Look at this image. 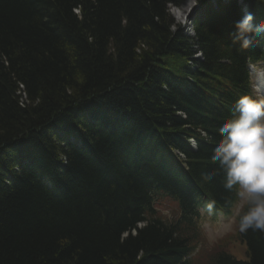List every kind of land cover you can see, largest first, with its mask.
Listing matches in <instances>:
<instances>
[{
	"label": "trees",
	"instance_id": "1",
	"mask_svg": "<svg viewBox=\"0 0 264 264\" xmlns=\"http://www.w3.org/2000/svg\"><path fill=\"white\" fill-rule=\"evenodd\" d=\"M184 1L0 0V264H190L173 237L180 225L149 218L147 188L233 201L211 160L226 120L217 99L247 72L233 42L237 0L194 19L195 36L171 12ZM248 1L264 22V0ZM162 58L178 62L175 76ZM155 127L166 149L193 157L188 179L169 176V158L137 155L158 149ZM84 130L83 147L71 145ZM240 236L247 261L219 253L215 264H264V231Z\"/></svg>",
	"mask_w": 264,
	"mask_h": 264
},
{
	"label": "clouds",
	"instance_id": "2",
	"mask_svg": "<svg viewBox=\"0 0 264 264\" xmlns=\"http://www.w3.org/2000/svg\"><path fill=\"white\" fill-rule=\"evenodd\" d=\"M198 0H191L194 6ZM233 42L242 48L250 47L257 36L264 35V23H254V16L246 14L236 22ZM220 139L216 143L211 160L224 172V188L235 193L229 208L238 219L240 232L249 229L264 231V94L239 97L232 118L218 128ZM209 180L212 173H205ZM217 208L215 200L208 201L201 209V218L209 217ZM217 220L212 229H205L201 237L220 231L230 224ZM205 246L200 241L192 253L193 264H204Z\"/></svg>",
	"mask_w": 264,
	"mask_h": 264
},
{
	"label": "bare ground",
	"instance_id": "3",
	"mask_svg": "<svg viewBox=\"0 0 264 264\" xmlns=\"http://www.w3.org/2000/svg\"><path fill=\"white\" fill-rule=\"evenodd\" d=\"M215 2L217 3L218 0L215 1ZM192 6L193 5L190 4L189 7L186 9V12L181 16V18H179V17L178 18L179 19H182L185 15H189L190 16L189 11L190 10L193 11ZM193 13H194V11L192 12V14ZM173 17H174V19H175V21H176V23L178 25H182L178 21V18H176V16L173 15ZM188 20L192 22V23H190L191 26L194 25L193 24L194 21H192L193 19L192 20L188 19ZM176 23H174V25L172 26V30H176V28L178 27V25ZM179 29H182L184 31V33L187 34V35H189V36H193V35L195 36V35H197V33L195 32V27H179ZM197 49H199V48L197 47ZM173 53H175V52H173ZM243 53H246L247 54L248 51L247 50H243ZM193 56L194 57L191 60V62H188L187 65H185L186 67H189L190 69H194L195 68L194 66L196 65L195 64L196 61H200V62L203 61V55L201 54V52L194 53ZM240 56L243 57L242 54ZM162 60H163V63H162L163 64V68H165L171 75L175 76V74H177V71H178V68H176L179 65L178 62L175 59H173V58H172V60L169 59V58H162ZM175 78L176 79H179L178 76H176ZM263 89H264V86H262V90ZM79 103H81V101ZM86 134H87V132L85 130H84V133H81V132L76 131L74 133V136H69L68 135L66 137L69 140V142L72 143L71 145H73V146L75 145V146H77L79 148H82L83 145L85 144V139H83V138H85ZM148 136L150 138H153L155 141L158 142V145H157L158 149L156 147H152L150 145H147L146 147H144V146L141 147L140 146L138 148L139 151H138V154L137 155L139 157H143V159L145 160L146 163H152V164H154L155 161H159L158 163H160V162H163L164 163V162L167 161V158H169V159L175 158L176 149H174V147H172V146L167 147V149L165 148V146L168 143L167 142V137L168 136L166 135V132L164 130H162V129L158 128V127H155L151 131V133L148 134ZM186 140H188V139H186ZM186 140L184 138H181V140L179 139V140H176L174 142L184 143V142H186ZM90 145H93V142H91ZM165 149L167 150L166 154H165ZM171 165L174 168V167H176L177 164H172L171 163ZM160 168L162 169V166H160ZM151 169H152V167H151ZM169 176L171 178H174L175 177L174 173H172V172L169 174ZM145 185H146V183L143 182L142 187L145 186ZM203 199H204V196H201L200 199H199L198 206H200L204 202ZM192 208H194V207H190V210ZM187 234H188V232L186 230L182 229V228H179V229H177L175 231V235L177 237H180L181 236L183 238L182 239V238H177V237L173 236L174 239H176V242L178 243L176 246L180 250L179 251L180 252L179 254H181L182 252H183L182 254H184V255L190 254V252L187 250V247H186V245H187V238H188V235Z\"/></svg>",
	"mask_w": 264,
	"mask_h": 264
},
{
	"label": "rangeland",
	"instance_id": "4",
	"mask_svg": "<svg viewBox=\"0 0 264 264\" xmlns=\"http://www.w3.org/2000/svg\"><path fill=\"white\" fill-rule=\"evenodd\" d=\"M191 4V0H185L180 7L172 6L171 12L176 18H181V16L186 12V9ZM193 8V6H192ZM193 11H189L190 16ZM189 16V15H188ZM181 21V19H178ZM175 211L167 212L169 215L174 216L177 213V208H174ZM159 215V214H158ZM160 216V215H159ZM229 221V220H225ZM215 224H208L204 228L205 229H212L214 228ZM180 227V226H179ZM171 229V228H169ZM237 223L235 220H231L230 224L223 227L220 231H213L207 234L206 238L201 237L200 241L205 246V257H204V264H215L214 256L219 252H228L231 255L240 258V259H247V248L245 244H242L238 240L237 236ZM191 264H193L192 255H191Z\"/></svg>",
	"mask_w": 264,
	"mask_h": 264
}]
</instances>
